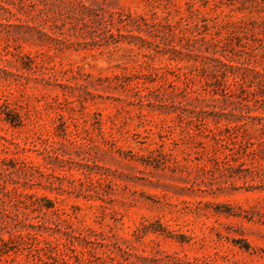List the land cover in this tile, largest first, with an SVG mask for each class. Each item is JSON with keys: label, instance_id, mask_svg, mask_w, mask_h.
Wrapping results in <instances>:
<instances>
[{"label": "rangeland", "instance_id": "374dc122", "mask_svg": "<svg viewBox=\"0 0 264 264\" xmlns=\"http://www.w3.org/2000/svg\"><path fill=\"white\" fill-rule=\"evenodd\" d=\"M0 264H264V0H0Z\"/></svg>", "mask_w": 264, "mask_h": 264}, {"label": "trees", "instance_id": "16d2710c", "mask_svg": "<svg viewBox=\"0 0 264 264\" xmlns=\"http://www.w3.org/2000/svg\"><path fill=\"white\" fill-rule=\"evenodd\" d=\"M210 130V132H213V130L212 129H209Z\"/></svg>", "mask_w": 264, "mask_h": 264}]
</instances>
